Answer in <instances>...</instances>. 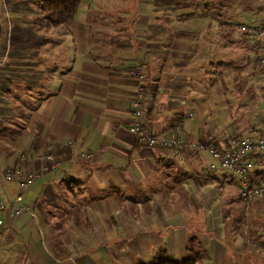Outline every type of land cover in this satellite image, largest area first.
I'll use <instances>...</instances> for the list:
<instances>
[{"label":"crops","instance_id":"1","mask_svg":"<svg viewBox=\"0 0 264 264\" xmlns=\"http://www.w3.org/2000/svg\"><path fill=\"white\" fill-rule=\"evenodd\" d=\"M41 2L0 0V197L19 194L18 178L4 179L8 169L40 170L47 152L62 164L22 193L36 218L0 213V264H146L160 250L186 256L197 224L212 225L205 199L218 198L221 174L203 172L204 154L139 143L125 129L131 100L142 87L144 128L183 142L218 144L262 130L256 49L222 42L185 0H136L134 7L81 0L58 25ZM168 12L173 18L164 22ZM236 44L245 51L228 55ZM232 86L250 95L234 115ZM220 104L234 119L228 128L216 120ZM180 188L194 204L180 208ZM194 208L201 217L186 212ZM221 238L198 239L203 264H240V246L229 251Z\"/></svg>","mask_w":264,"mask_h":264},{"label":"rangeland","instance_id":"2","mask_svg":"<svg viewBox=\"0 0 264 264\" xmlns=\"http://www.w3.org/2000/svg\"><path fill=\"white\" fill-rule=\"evenodd\" d=\"M125 1L127 2L128 0ZM129 1L131 2L130 5L134 7L136 0ZM185 1H187L188 4L195 6L194 10L196 17L199 15V17L204 20V23H206V25H211L212 28H218L219 30L217 31L215 36H220L221 41H227L228 44L232 42V40L236 43H240V45L245 43V41L248 42V40L243 35L239 34L235 30L234 27L237 24L244 23L248 25L264 26V0ZM126 2L125 5L127 4ZM110 8L111 7L107 5L106 7H104V10L109 12ZM196 13H198V15ZM173 15L174 14L168 12V14L164 16L163 21L172 19ZM240 45H228L226 53L228 55H234L245 51V48H241ZM251 53L250 57L252 58V62H254V59L256 61V53ZM239 85H241V83H239ZM236 88L237 91L234 90L232 86L231 89L233 94L227 93L230 101L232 103H236L233 106L232 115H234L237 110V108H235L236 105H250V95L243 92L241 94V90L238 87ZM262 94H264V91H262ZM219 108L220 111L217 115L216 120L222 126L228 128L230 122L235 123L233 121L234 119H228L227 112L222 104H220ZM258 114H264V108H261ZM250 115V112H244L245 118H249ZM254 118L255 116L252 113L250 121H252ZM36 185L37 183L31 184L29 186V191L33 190ZM216 185H214V189L218 194V198L216 197V199L214 198V196L211 197L212 199H215L214 201H211L208 198L205 199L208 203L212 204L213 209L211 211L206 210L205 213L207 215L206 221L210 220V223L212 225L208 227L204 222L197 224L198 226L192 231V233L197 236H193L192 241H188L187 244L190 248V251L198 250L202 257L199 264H203V260L206 258L207 254L206 251L202 248L201 244L198 242V239H204L205 237H214L217 239L218 237H223V241L225 243H228L229 245V251L235 250V248H238L240 246V264H264V256H262V254H264V198L239 200L233 190L224 188L221 184ZM24 191H26V189ZM182 191L184 190L180 188V195L178 197L180 208L181 205L185 202L193 203V200L188 199V197ZM21 192L22 190L19 188V193ZM186 212L190 215H193V217H201L202 215V211H199L196 208H194V210L189 209ZM198 229H202V232H205L201 233V235L199 236L197 233ZM251 247L253 248L252 250L250 249Z\"/></svg>","mask_w":264,"mask_h":264},{"label":"built area","instance_id":"3","mask_svg":"<svg viewBox=\"0 0 264 264\" xmlns=\"http://www.w3.org/2000/svg\"><path fill=\"white\" fill-rule=\"evenodd\" d=\"M235 30L243 35L253 45L257 52L259 78L264 80V26L237 24ZM8 36V34H7ZM8 40V39H7ZM4 61H0V65ZM142 67L136 65L132 72L140 77ZM144 96L142 87H138L131 100L132 119L125 129L145 146L161 148H184L187 151L204 154L209 162L203 169L205 174L220 173V184L233 190L239 200L264 198V129L246 134L232 135L227 141L215 144L211 141H186L177 136L155 134L146 130L141 123ZM92 154L80 152L77 157L91 160ZM44 164L40 170L23 172L18 169H8L4 173L6 181L18 178L21 193L12 198L0 197V213L5 212L10 218L24 213L36 218L33 209L25 204L22 193L43 173L59 167L62 162L56 160L54 154L47 152L41 156ZM23 172V173H21ZM3 220L0 218V225Z\"/></svg>","mask_w":264,"mask_h":264},{"label":"trees","instance_id":"4","mask_svg":"<svg viewBox=\"0 0 264 264\" xmlns=\"http://www.w3.org/2000/svg\"><path fill=\"white\" fill-rule=\"evenodd\" d=\"M80 1L81 0H42L40 7L47 21L50 24L58 25L71 20L75 16ZM189 241H192V237ZM188 250L189 253L179 259L170 258L164 250H160L158 254L146 264H199L202 258L200 252L198 250L190 251L189 247Z\"/></svg>","mask_w":264,"mask_h":264}]
</instances>
